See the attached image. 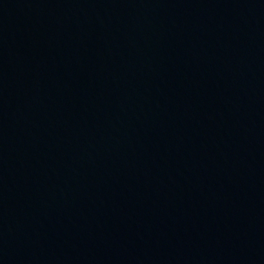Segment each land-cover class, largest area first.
<instances>
[{
    "label": "water",
    "instance_id": "1",
    "mask_svg": "<svg viewBox=\"0 0 264 264\" xmlns=\"http://www.w3.org/2000/svg\"><path fill=\"white\" fill-rule=\"evenodd\" d=\"M0 264H264V0H0Z\"/></svg>",
    "mask_w": 264,
    "mask_h": 264
}]
</instances>
